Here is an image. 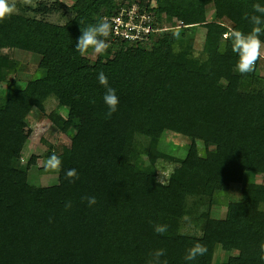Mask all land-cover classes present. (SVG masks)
<instances>
[{"label": "trees", "instance_id": "trees-1", "mask_svg": "<svg viewBox=\"0 0 264 264\" xmlns=\"http://www.w3.org/2000/svg\"><path fill=\"white\" fill-rule=\"evenodd\" d=\"M26 1L31 5L22 13L0 21V264H148L157 249L166 250L161 259L168 264H264V185L255 182L262 173L259 158L264 162V76L258 73L264 58L253 72L241 74L239 57L225 38L230 30L250 32L244 16L264 0H74L70 6ZM132 4L158 23L189 28L145 43L111 31L110 47L94 61L91 50H75L81 28ZM211 5L215 17L209 22ZM63 10L64 24L45 19ZM197 26L214 32L199 54ZM5 49L40 57L36 75L42 76L23 86L8 80L21 65ZM100 71L120 101L110 119ZM32 109L71 143L60 152L52 146L44 158L60 156L59 171L39 169L57 183L27 192L37 156L26 168L16 162L28 140ZM167 133L190 141L185 158L162 146ZM222 138L261 148V155L218 143ZM163 165L185 174L174 169L165 176ZM72 168L79 175L75 182L66 177ZM235 185L243 186L242 201L229 204L213 236V207ZM85 196L97 203L89 207ZM156 223L168 226L163 235L154 231ZM197 242L207 252L186 261ZM218 247L226 258L216 261Z\"/></svg>", "mask_w": 264, "mask_h": 264}, {"label": "rangeland", "instance_id": "rangeland-1", "mask_svg": "<svg viewBox=\"0 0 264 264\" xmlns=\"http://www.w3.org/2000/svg\"><path fill=\"white\" fill-rule=\"evenodd\" d=\"M66 6L72 5L74 0H61ZM167 1V0H166ZM11 2L15 3L16 11L15 13H22V9L26 7V5H31L30 2L26 0H11ZM153 7H158V4L154 2L152 4ZM24 12V11H23ZM64 10L60 13H54L47 17L46 20H49L55 24H64L67 20L68 16H62ZM208 12V21L212 22L215 17V12L213 6H209L207 9ZM27 14V13H26ZM30 16V14H27ZM181 23L177 22V26H174V30L184 31V28H189L185 25H180ZM176 25V22H175ZM170 30V31H174ZM214 32L205 26H197L194 28V48L197 54L205 48V46L210 45L213 39ZM147 47V46H146ZM5 55H9L11 58L15 59L20 63V68L17 72L13 73L11 78L8 80L15 81L18 86L26 85L30 80L37 79L42 76V74H37L38 64L40 57L24 51L14 50V49H5L3 51ZM98 54H90L88 57L91 60H96ZM264 58V57H263ZM262 68L258 70V73L264 76V63L261 64ZM262 69V70H261ZM0 75V79H1ZM6 83V82H5ZM8 84H2L1 89L7 88ZM55 106V105H52ZM28 110V107L24 110V113ZM51 109L48 110L50 112ZM67 113V112H66ZM28 125L25 128V134L28 137L26 146L22 153V158L16 162L22 168L28 167L30 160L33 156H37L36 164L30 168V183L29 186L26 187V191L30 192L33 190L35 186H49L57 183L56 177L42 176L40 175L39 169L43 167L44 158L47 153L50 151L53 146L59 152L63 149L64 146H69L71 143L70 137L68 135L60 133L51 123L46 115L39 112L36 109L30 110L28 113ZM218 143L224 144L229 147H233L235 149L243 150L248 153L255 154L257 156L261 155V148L242 144L237 141L231 139H218ZM142 143L145 145L146 140H143ZM162 146L170 152L173 156L177 158H185L187 154L188 147L190 145V141L185 139L177 134L167 133L163 137ZM197 145L200 150H202L203 144L197 141ZM162 167H166L163 171V174L167 176L172 170L180 171L182 168L163 165ZM259 168L261 169V174L256 176L255 182L258 184L264 185V162L259 158ZM180 173L182 175L185 174V171L182 170ZM2 176L0 174V181ZM242 185H235L233 189L225 191L223 193L222 201L220 204L215 205L212 210L211 220L213 222L211 234L214 236L217 233L218 225L220 221H222L227 214L228 206L230 203H238L242 201ZM261 209L264 211V204L261 206ZM0 219L4 220L5 216L0 214ZM226 254L222 252V250L218 247L216 261L220 259H225Z\"/></svg>", "mask_w": 264, "mask_h": 264}, {"label": "clouds", "instance_id": "clouds-1", "mask_svg": "<svg viewBox=\"0 0 264 264\" xmlns=\"http://www.w3.org/2000/svg\"><path fill=\"white\" fill-rule=\"evenodd\" d=\"M16 11L15 3L11 0H0V21L7 19ZM244 19L252 25L251 31L245 34L239 30H230L225 33L226 39H231L232 51L239 57L236 64V70L241 74L251 73L255 69L258 59L264 57V42L261 41L260 36L264 34V6L259 3L253 5V14H245ZM112 31V24L107 17L100 19L95 24H90L86 28H81V35L78 37L75 50L81 55L91 52L93 54H102L109 47L108 38ZM223 51V49H221ZM98 81L105 86V94L103 101L107 105L108 111L105 113V118L110 119L112 115L118 110L119 97L116 90L108 87V79L103 71L98 74ZM62 160L56 153H52L43 164L46 171L57 172L61 169ZM66 177L70 182H75L79 179L78 172L75 168L66 171ZM162 176L158 180L161 183ZM88 202L89 207L95 205L97 200L94 196H85L82 198ZM72 207L71 201L65 203V208ZM167 225L156 223L154 224V231L163 235L167 231ZM207 252V248L197 242L186 252L184 259L186 261H193L197 256H202ZM261 259L264 260V243L260 245ZM166 255L165 249H157L150 253L148 264H168L167 260L161 258Z\"/></svg>", "mask_w": 264, "mask_h": 264}, {"label": "built area", "instance_id": "built-area-1", "mask_svg": "<svg viewBox=\"0 0 264 264\" xmlns=\"http://www.w3.org/2000/svg\"><path fill=\"white\" fill-rule=\"evenodd\" d=\"M112 24V31L116 38L131 42L145 43L152 36H159L164 32L174 30L167 23H158L153 15L140 11L137 4L122 7L118 14L107 17ZM180 25H184L182 22Z\"/></svg>", "mask_w": 264, "mask_h": 264}]
</instances>
